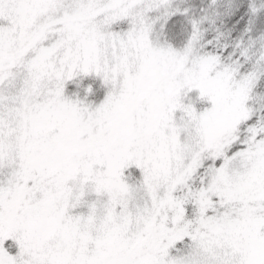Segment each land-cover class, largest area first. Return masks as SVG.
<instances>
[{
	"label": "snow or ice",
	"instance_id": "6c2138e0",
	"mask_svg": "<svg viewBox=\"0 0 264 264\" xmlns=\"http://www.w3.org/2000/svg\"><path fill=\"white\" fill-rule=\"evenodd\" d=\"M0 264H264V0H0Z\"/></svg>",
	"mask_w": 264,
	"mask_h": 264
}]
</instances>
